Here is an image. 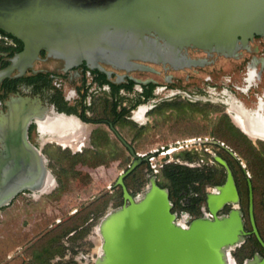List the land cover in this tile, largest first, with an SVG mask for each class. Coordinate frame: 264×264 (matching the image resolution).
Listing matches in <instances>:
<instances>
[{"label": "water", "instance_id": "1", "mask_svg": "<svg viewBox=\"0 0 264 264\" xmlns=\"http://www.w3.org/2000/svg\"><path fill=\"white\" fill-rule=\"evenodd\" d=\"M44 3L52 8V0ZM94 3L96 13L82 12L83 16L78 13L73 25L67 15L65 19L60 17L69 27L67 33H61L63 39L59 42L52 41L51 33L48 41L44 32L27 41L13 64L0 72V81L15 67L32 61L44 46L51 54L65 58L68 64L83 59L94 64L102 60L120 68L143 69L146 66L131 59L161 60L163 47H168L171 54L194 45L233 55L240 41L246 45L255 35L264 36V0H94ZM71 28L74 33L69 35ZM153 32L157 39L148 36ZM99 51L103 57L94 53ZM50 111L55 110L44 105L40 98L21 96L14 98L0 115V136L8 144V150H0V208L24 189L43 193L56 185L45 155L28 136L31 123L35 122L39 128V120ZM130 150L136 155L133 147ZM218 159L226 164L224 159ZM141 162L142 158L134 160L118 180L129 202L106 212L94 227L101 245L94 264H238L232 252L243 241L242 212L233 209L228 215L202 216L188 223L172 211L170 192L160 186L157 177L151 178L147 188L133 198L123 178ZM232 200H237V190L232 171L228 170L226 183L209 194L208 202L215 212ZM245 264H264V259L256 256Z\"/></svg>", "mask_w": 264, "mask_h": 264}, {"label": "flooded vegetation", "instance_id": "2", "mask_svg": "<svg viewBox=\"0 0 264 264\" xmlns=\"http://www.w3.org/2000/svg\"><path fill=\"white\" fill-rule=\"evenodd\" d=\"M52 1V8H49V5L44 3L45 0H0V72L9 68L13 64L14 59H17L20 53L25 49L26 42L38 37V34L44 32V34H46L45 39L48 41H51L50 39L52 36V41L58 40L59 42L62 40L63 38L61 35L67 33L66 27L68 25L62 21L60 18L61 16L65 19L67 15L71 21L70 25H73V21L78 16V13H81V16H83L82 12L87 13V15L96 13V4L94 0ZM50 33L53 35L50 36ZM72 33H74V31L71 28L68 34L71 35ZM148 36L154 39L158 38L157 34L154 32L148 34ZM161 43H164V41L161 40ZM94 53L103 57V52L99 51ZM160 54L162 55L161 60L145 61L142 59H131L132 62L146 67L143 69L135 67L126 69L102 60L95 61L94 64L93 61L83 59L81 62L68 64L65 58L51 54L50 50L44 46L40 48L32 61L21 64V67H15L10 75L4 77L0 81V115L7 110L9 103L14 98H19L21 96L38 97L42 100L44 105L49 106L57 112L53 113L55 115L53 119L50 118L52 112H49L46 118L39 120V128L35 122H32L28 130L30 141L42 150V153L46 157L47 168L55 174L54 176L57 183L51 189V193L54 194L57 189L60 190L62 184L60 181L61 168H54L51 166L50 158L44 151L43 143L34 141L33 132L36 130L39 138H44V135H48L49 138H51L50 140H54L65 147L68 146L71 148H73L72 145L62 144L58 140L80 137L81 140H79L80 143L78 141L77 146V148L80 149V146L85 142L86 126L88 124H82L83 126L79 128L81 122L74 116L80 117V114L85 113L87 116L93 117L91 116L90 110L93 106V101H96L94 96L98 93H105L108 98L112 99L111 112L113 118L104 119L114 124V119L117 116L115 125H111L110 123L106 124L114 130L116 136L121 140L122 145L128 146L129 149L131 145L119 131H117L116 125L124 121L129 111L127 105L123 102L124 97L133 92L137 93L139 98L135 106L131 109V117L136 122H145L146 120H139H143L145 115L148 116L152 110L160 106L163 102L171 101L177 96H181L193 102H223L227 106L226 112L232 117L228 111V104L226 102L227 98L230 96L235 104L231 105L229 109H231L236 116L238 115L243 118L251 129L258 131L260 136H264V36L255 35L246 45H243L240 41L239 47L233 55H226L222 52L204 49L194 45L180 48L178 54H171L168 47H163L160 49ZM216 57L232 59L235 60V62L230 67V75L222 82L221 86L212 83L211 77L206 78L205 82L207 87L203 88V92H190L178 86L173 83L172 74L167 75V83L165 85L159 84V81L155 78L141 79L132 75L133 72L146 70L158 74L159 70L155 68L156 65L161 66L164 70H180L184 68L201 69L208 65H213L216 62ZM50 60L58 62V66L52 69L36 66L40 62L43 63ZM104 76L112 83L121 84L132 80L134 84L131 89L124 86L115 89V86L111 82L103 81ZM65 84L71 87L63 92L62 90ZM218 94L223 96V98L219 97ZM60 97H62L63 100H60ZM55 101H59V104ZM115 104L117 109L114 112L113 106H115ZM244 104L250 108L249 112L251 113V118H249V114L243 113L242 108H244ZM58 113L74 116L63 117ZM227 113L223 116H228ZM49 119L51 120L49 121ZM43 122L48 123L44 125ZM231 122L241 130L233 118ZM101 123L105 122H98L96 124ZM242 133L245 134L243 131ZM2 139V136H0V150L7 149L6 145H8L7 142ZM257 139L264 140V137H258ZM89 141V145L92 146V148L101 144L97 137L93 138V135H90ZM210 141H212L211 144H213L212 148L207 149V154L209 153L213 157V161H190L180 158L177 155V161L170 163L176 162L201 169L215 168L217 172H223L222 176H224V180L222 182H214L215 180L212 179L211 182H207L204 185L203 191L198 195L199 198H203L199 205V212H191L184 208L174 212L178 213L179 218H184L190 223L193 219L198 217L208 216L212 218L216 215H228L233 209H239L242 212L244 220L243 241L235 247L232 252L233 256L238 264H245L247 260L254 259L256 256H260L261 259H264V230L262 224L260 225L258 217L259 211L256 206V196L251 175L246 171L248 176L245 177L243 169L238 168L237 164L234 166L235 163L233 160L238 157L229 146L225 143L218 142V140L211 139ZM221 149H225L229 152L228 155L222 154ZM133 155V162L137 158H141L135 154ZM76 158H79L78 155ZM218 158L224 159L226 164L222 163ZM144 161L145 163L147 162L146 158H142L140 164H143ZM242 165L245 167L243 163ZM238 169L240 170L238 171ZM228 170H231L234 176L237 200L227 201L222 207L213 212L209 207V194L217 187L226 183ZM128 175L123 178L125 184ZM119 177L120 176H118L114 184L115 189L112 192L114 193V198L116 200L120 199L122 202L118 207L129 202L125 197L123 185L118 182ZM153 177H156V175L149 173V179ZM200 185L203 186V183L199 182V186ZM29 192L34 191L24 189L18 194H28ZM142 192L132 193V191H130L133 198H136ZM105 194L106 192L95 197L89 203L99 202L103 199V195ZM181 195L184 197L185 195L186 197L194 196L192 194L188 195L186 191L182 192ZM195 196L189 200L185 197L184 201L188 202L193 200ZM251 204L253 208H251ZM81 210L76 209L66 218L58 220L55 226L57 227L62 222L70 220ZM90 214L91 215L86 221L87 225H91L98 216V212H90ZM55 226L49 229L47 233L55 228ZM74 233H76V230L70 234L73 235ZM65 250L69 253L65 252L62 255H58L54 260H60L65 263L70 261L77 262V264H94V257L88 252L80 250L81 255H75L74 258H72L73 251L68 247L65 248ZM63 256L65 257L63 258ZM241 258L242 261L240 262Z\"/></svg>", "mask_w": 264, "mask_h": 264}, {"label": "rangeland", "instance_id": "3", "mask_svg": "<svg viewBox=\"0 0 264 264\" xmlns=\"http://www.w3.org/2000/svg\"><path fill=\"white\" fill-rule=\"evenodd\" d=\"M234 62L235 60L232 59L216 57V62L213 65L201 69L164 70L161 66L156 65L155 68L159 70L158 74L146 70L133 72L132 75L141 79L155 78L159 84L165 85L167 75L172 74V81L178 86L190 92H203V88L207 87L206 78L211 77L212 83L221 86L222 82L230 75V67ZM57 63L50 60L40 62L36 66L52 69L58 66ZM70 87V85L65 84L62 91L65 92ZM218 95L223 98L220 94ZM94 98L96 101H93L90 110L91 116L96 119L113 118L111 112L112 99L108 98L105 93H98ZM138 99L135 92L124 97L123 102L129 111L124 121L116 125L117 131L134 148L135 152H150L154 148L163 150V147L169 148L170 144L175 141L189 137L209 138L208 141L203 142L206 143L204 146L207 148H212L211 139L225 143L245 165L252 179L261 186L256 198L259 204V218L264 226V170L262 169L263 166L258 165L262 160L261 153L264 157V140L256 139L254 141L247 136L256 147L252 149L244 139L241 140L243 136L238 132L228 131L226 134L220 132V123L223 122V115L227 113V106L220 101L215 103L193 102L177 96L171 101L163 102L148 116L145 115L143 120H139H146L145 122L139 123L131 117V109ZM226 102L229 111L231 105L235 103L230 96ZM249 109L246 105L242 108L243 113L249 114V118H251ZM228 116L232 120L229 114ZM87 124L85 142L80 146V149L65 147L54 140H50L48 135L39 138L36 130H34V141L43 143L44 151L50 158L51 166L54 168L66 167L72 170L73 174L69 177L66 188L61 184L60 190L57 189L54 194L51 192L20 193L10 204L0 208V264H43L41 258L35 257V251L42 250L46 244L44 237L50 232L39 239L37 238L55 226L58 220L66 218L76 209H82L73 217V221L77 225L81 224L79 223L80 218L85 217L90 212H98V216L91 225L84 226L87 227L84 236L79 235L77 238H73L70 235H63L59 242L64 248V253H69L65 250L67 247L73 251L72 258L75 255H81L80 250L90 253L94 260L97 257L100 238L94 232V227L106 212L116 209L121 204V200H116L114 193H112L115 189L114 184L118 176L132 164L134 155L128 146L122 145L121 140L108 124L88 122ZM240 132L242 131L240 130ZM90 135H93V138L97 137L101 144L92 148L89 145ZM250 149L255 152V155L249 151ZM201 153L210 156L209 153L207 154V149H203ZM221 153L228 155L229 152L221 149ZM194 154H196V158L193 161L200 162L199 153L194 152ZM77 155L79 158H76ZM164 167L157 175L159 180L163 179ZM150 172L147 163L139 164L136 172L126 179L129 184V191L142 192L145 190L150 181ZM105 192L106 194L99 202L89 203ZM55 228L57 227L55 226ZM60 231L56 230L55 234L58 235L61 233ZM35 239L37 240L34 241ZM58 255L60 254L55 253L49 259V264H77V262L65 263L54 260Z\"/></svg>", "mask_w": 264, "mask_h": 264}, {"label": "trees", "instance_id": "4", "mask_svg": "<svg viewBox=\"0 0 264 264\" xmlns=\"http://www.w3.org/2000/svg\"><path fill=\"white\" fill-rule=\"evenodd\" d=\"M103 81L111 82L110 80L106 79L105 76L103 78ZM112 84L115 86V89H117L121 86H124L128 89H131L133 87L134 81L130 80L129 82H124L121 84H117V83H112ZM60 100H63V98L60 97ZM55 102L57 104H59V101H55ZM116 109H117V106L115 104V106H113L114 112ZM80 117L82 118V120H84L86 122L110 123V121H107L104 118L96 119V118L87 116L85 113L80 114ZM116 120H117V116L114 119V124L113 123H110V124L115 125ZM222 120H223V122L220 123V127H219L220 132H222L223 134H226L228 131H234L236 133L238 132V134L243 136V138L241 140L244 139L252 149L256 148V147H254L251 140L245 134H243L242 132L239 133L240 130L231 122L230 118L227 115L224 116L222 118ZM252 149H250L249 151H251L252 154L255 155L254 154L255 152H253ZM178 156L180 158L188 159L190 161H192L196 158V154H194V152L192 153L189 151L179 153ZM260 156L262 157L261 159L264 161V157H263L262 153ZM257 158H259L258 155H257ZM262 160L258 163V165L260 167L263 166L262 169L264 170V162ZM233 162L235 163V165L233 164L234 166H236V164H237L238 168L243 169L244 175H245V177H247L248 176L246 174L247 169L245 167H243L240 159L235 158V160H233ZM143 164H145V161L143 162ZM136 170H137V167L128 176H131L132 174H134L136 172ZM239 170L240 169H238V171ZM150 173L156 175L152 171ZM71 174H73L72 170H69L66 167L61 168V170H60V176H61L60 181L62 182L64 188H66V184L68 183V179L71 176ZM222 174H223L222 171L217 172V170H215V168H203V169H201L198 167H190V166L179 164V163L175 162V163H168L164 167L163 174H162V176H163L162 180H159L158 178L157 179H158V183L160 184V186L168 188V190L170 192V198H171L172 202L174 203V207H173L172 211H178L181 208H184V209H187L191 212H199V205H200L201 200L203 199V198L198 197L199 193L203 191L204 185L207 182H211L212 179L215 180L214 182H222L224 180V176H222ZM251 180L253 183V188H254V192H255V196H256V194L260 191L261 186H260V184L255 182L252 179V177H251ZM199 182L203 183V186H201V185L199 186ZM126 186L129 190V184L127 182H126ZM184 191H186V193L188 195H190V194H192L194 196L197 195V196H195V198L193 200H190L193 203H191L190 201H188V202L184 201L186 195H185V197L181 195V193ZM132 193H136V191H134ZM193 197H186V199L189 200L190 198H193ZM256 206H257V209L259 211V204H258L257 198H256ZM89 216H90V214L85 215V217H83V218H80L79 223H81V224H79V225L75 224V222L73 221V217H72L70 220H68L66 222H62L59 226H57V228L52 229L50 231V233L45 236L46 238L44 237V239H46L45 240L46 244L42 248V250L41 251L40 250L35 251V257L41 258V261L43 264H49V259L52 256H54L55 253H59L60 255L64 254V248L60 244L59 240L61 239V237L63 235H70L73 238H77L79 235L84 236L86 231H87V227H84V226L87 225L86 221L88 220ZM259 220H260V225H261L263 222L260 218H259ZM262 227L264 230L263 224H262ZM56 230H58V231L61 230L60 231L61 233H59L58 235L55 234ZM74 230H76V233L71 235L70 233L73 232ZM77 233H79V234H77ZM241 261H242V258L240 259V262Z\"/></svg>", "mask_w": 264, "mask_h": 264}, {"label": "built area", "instance_id": "5", "mask_svg": "<svg viewBox=\"0 0 264 264\" xmlns=\"http://www.w3.org/2000/svg\"><path fill=\"white\" fill-rule=\"evenodd\" d=\"M204 139L202 137L184 138L170 144L169 148L165 149L163 147V150H161L160 148H154L150 152L144 153L136 152V156L146 158V160L148 161V168L157 176L160 170L165 166V164L177 161V155L185 151L199 153L201 161H213V157L211 155L205 156L203 155V153H201L203 149H209L207 148V146H204V144L206 145V143H203L208 141L209 138H206L205 140Z\"/></svg>", "mask_w": 264, "mask_h": 264}, {"label": "bare ground", "instance_id": "6", "mask_svg": "<svg viewBox=\"0 0 264 264\" xmlns=\"http://www.w3.org/2000/svg\"><path fill=\"white\" fill-rule=\"evenodd\" d=\"M50 112H52L51 114H50V118L51 119H53L54 117H55V115L53 114V113H55L56 111H50ZM229 112H230V114L232 115V118H233V120L236 122V124L239 126V127H241V128H243L244 130H245V132L250 136V137H252L253 139H257L258 137H261V138H263L262 136H260L259 135V132L258 131H255V130H253V129H251L249 126H248V124L243 120V118H241L240 116H236V114L231 110V109H229ZM57 113V112H56ZM58 114H60V116H63V117H68V116H74V115H68V114H64V113H58ZM74 117H76L77 119H78V121L79 122H81L80 124H79V128H81L83 125L82 124H86L85 122H82L77 116H74ZM51 119H49V121L51 120ZM45 121H47V120H45ZM47 123L48 122H43V124L45 125H47ZM76 139V140H75ZM75 139H68V138H63V139H60V140H58L60 143H62V144H69V145H72L73 147H77L78 146V141L79 140H81L80 139V137L78 138H75ZM79 143H80V141H79ZM53 186V184H51L49 187H48V189L49 188H51ZM99 250H101V245H100V248H99Z\"/></svg>", "mask_w": 264, "mask_h": 264}]
</instances>
